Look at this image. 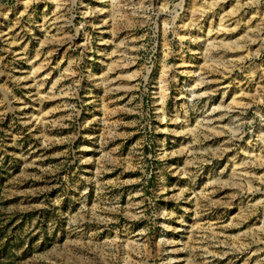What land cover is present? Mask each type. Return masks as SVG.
Listing matches in <instances>:
<instances>
[{
    "label": "rangeland",
    "instance_id": "374dc122",
    "mask_svg": "<svg viewBox=\"0 0 264 264\" xmlns=\"http://www.w3.org/2000/svg\"><path fill=\"white\" fill-rule=\"evenodd\" d=\"M0 264H264V0H0Z\"/></svg>",
    "mask_w": 264,
    "mask_h": 264
}]
</instances>
